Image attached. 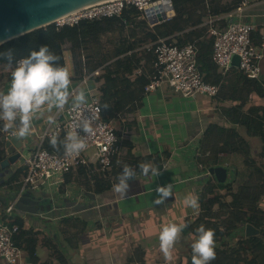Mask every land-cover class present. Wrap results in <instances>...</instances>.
I'll list each match as a JSON object with an SVG mask.
<instances>
[{"label":"crops","instance_id":"0c3cea01","mask_svg":"<svg viewBox=\"0 0 264 264\" xmlns=\"http://www.w3.org/2000/svg\"><path fill=\"white\" fill-rule=\"evenodd\" d=\"M241 1H246L247 5L240 13V19L256 26L251 36L262 54L259 63L261 81L264 82V0H221V4L229 10L236 8ZM66 66L70 72L71 94L78 81L74 79L73 68ZM250 98L252 102H248L249 105L264 106V97L253 93ZM226 103L233 104L231 101L221 102L206 95L187 97L174 91L168 84L145 93L142 103L135 109L116 111L118 116L114 114L115 117L111 120L117 129L125 131L123 139L131 144L130 148H124L123 156L127 158L122 161V165H130L136 175L128 179V188L124 194L114 191L113 187L96 193L91 186H80L76 181L67 182L60 189L43 187L25 190L21 194L19 190L16 195L2 186L0 221L20 217L23 228L35 238L36 259H29V264L192 263L191 242L196 234L186 226L188 220H194L203 211L201 195L207 182L215 183L221 194L227 193L216 175L207 174V169L201 167L199 162L201 152L207 147L203 139H206L205 132L209 125L216 123L231 126L219 111L220 106ZM68 104L61 112L53 107L34 115L30 133L21 137V151L38 147L43 133L63 114ZM129 107L132 108L130 104L126 108ZM238 130L250 144L253 158L262 160L259 157L261 139L248 135L244 128L239 127ZM3 137L5 143L11 136L5 130ZM144 157H151L143 163L154 167V159H161L163 164L157 176L151 172H140L134 161H141ZM223 157V162L206 166L226 168L225 182H232L236 177L238 179L237 174L244 168L242 155L238 152L223 153ZM20 164L19 159L8 169L4 181L10 171H14ZM168 183L172 184V194L161 203L154 204V198L161 195L155 191L156 187ZM189 195L196 197V206L187 204L185 197ZM22 196H27L28 199L23 204L24 207L19 209L16 202ZM11 202H15L16 209L8 215L5 208ZM261 206L264 209V197ZM244 220L242 218L236 222L238 230L231 236L224 237V241L232 244L237 241L238 236L247 237V222ZM169 221L183 223L185 227L169 249L170 258H166L160 249L158 236L161 226ZM22 243L25 245V242ZM219 244L220 242H215L214 246ZM0 264L6 263L0 259Z\"/></svg>","mask_w":264,"mask_h":264},{"label":"trees","instance_id":"16d2710c","mask_svg":"<svg viewBox=\"0 0 264 264\" xmlns=\"http://www.w3.org/2000/svg\"><path fill=\"white\" fill-rule=\"evenodd\" d=\"M172 2L175 14L170 19L155 25H151L143 13L133 5L126 6L120 15L81 19L77 23L61 26L50 24L1 45L0 62L6 64L4 54L9 51L14 58H20L27 55L30 49H38L40 45L47 44L59 57L57 63L66 66L64 51L65 46H68L74 59L79 57L80 60V65L76 62L74 67V79L79 80L84 71L90 72L98 66L96 64L88 70H83L81 57L90 52L93 43L99 42L103 31L108 32L115 28L127 29V31L131 29L134 32L135 29H139L138 26L142 27L139 33L128 34L114 42L113 48L109 51L110 62L103 68L102 75L97 77L98 80H105L108 87L101 97V104L104 118L111 121L115 117L114 114H119L116 111L135 109L143 101L145 86L153 75L155 60L152 51L142 48L144 44L160 37H168L169 41L178 45L194 43L198 51V68L204 80L219 86L215 99L233 102L232 105L220 107L223 119L231 126L216 123L209 125L205 132L206 139L205 137L203 139L207 147L201 152L198 160L202 165L208 166L223 162V153L238 152L242 155L244 168L237 174L238 179L236 177L232 182H221L227 190L226 194H221L215 183L207 182L201 195L203 211L194 220H188L186 228L196 235L195 230L200 225L214 230V241L220 244L214 246L216 256L210 264H264V209L261 206L264 197V106L251 105L247 110L243 109L253 93L264 97V83L247 77L237 67H231L226 74H222L213 61L214 37L209 32L208 19L231 10H226L221 0H172ZM219 23L223 25L221 21ZM139 67L141 73L132 79L130 75ZM106 103L111 104L108 109ZM129 104L132 108H126ZM3 123L4 121H0V161L7 155L2 131ZM238 127H243L248 135L261 139L262 148L259 157L262 160L253 158L251 146L240 134ZM49 139L50 137H46L43 140L42 147L59 154L63 153L61 141L64 138L56 137L55 146L49 143ZM130 145L124 139L120 141L119 151L113 158L110 170L100 171L93 167L79 166L65 174V184L76 181L80 186H91L96 193L110 190L117 183V177L123 167L122 161L127 158L123 156L124 148H130ZM150 159L151 157H144L141 161L134 162L138 167L143 161ZM154 160L155 168L161 169L163 164L161 159ZM25 173V166L10 171L7 180L0 187L6 186L13 195H16L21 188ZM242 218L258 228L260 234L238 236L237 241L232 244L224 241V237L231 236L238 230L236 222ZM8 223L19 225L20 230L14 235L15 243L24 247L30 259L34 261L35 238L23 228L22 219L11 218Z\"/></svg>","mask_w":264,"mask_h":264},{"label":"built area","instance_id":"2783aa9c","mask_svg":"<svg viewBox=\"0 0 264 264\" xmlns=\"http://www.w3.org/2000/svg\"><path fill=\"white\" fill-rule=\"evenodd\" d=\"M156 0H105L96 2L65 15L55 24H74L81 19H93L102 16L120 15L129 5L135 6L144 17L145 9ZM247 5L246 1L216 17L208 19L209 32L213 35L212 59L219 71L226 74L232 67L231 57L237 54L240 58L239 68L243 74L252 79L261 80L259 60L262 56L259 46L252 39V32L256 28L254 23L240 19V13ZM172 16L166 18L170 19ZM147 18V17H146ZM148 20V19H147ZM223 25H220L219 22ZM146 51L155 54L153 75L145 86V93L168 84L174 91L187 96L197 97L206 95L215 97L219 86L206 82L197 64V46L192 43L178 45L169 41L168 37H160L142 46ZM141 73L136 68L130 75L132 79ZM94 74H99L95 71ZM264 83V82H263ZM73 89L72 95L76 94ZM64 108L63 114L51 124L42 135L40 144L35 149L21 152L20 166L26 167L22 180L20 194L25 190H37L43 187L60 189L65 185V174L79 166L93 167L95 170L107 171L112 166L114 156L120 148V141L124 138V130H119L112 121H107L103 115L101 98L86 99V104L79 107ZM61 112L62 108H59ZM89 121V131L83 133L77 127L82 119ZM76 131L85 136L86 147L79 153L69 155L65 151L59 154L42 147L46 137H65L68 130ZM3 132L5 130H2ZM201 167L209 168L200 164ZM16 209L15 202H11L5 212L10 215ZM18 224H9L7 219L0 221V259L6 264H29V254L24 247L15 243L14 235L18 233Z\"/></svg>","mask_w":264,"mask_h":264},{"label":"clouds","instance_id":"9594fccd","mask_svg":"<svg viewBox=\"0 0 264 264\" xmlns=\"http://www.w3.org/2000/svg\"><path fill=\"white\" fill-rule=\"evenodd\" d=\"M58 60L59 57L47 44L40 45L38 49H30L27 55L20 58H14L10 51L4 54V62L11 68V79L7 91L0 92V121H4L2 125L4 130L13 129L17 139L30 133L34 115L41 113L45 108L59 109L69 103L70 72L66 66L57 63ZM85 104L84 90L71 96L70 106L79 107ZM48 119L51 121V117ZM77 127L83 133H87L89 131L87 118L82 119ZM49 143L53 146L57 144L55 135L50 137ZM61 144L69 155L79 154L86 147V139L73 128L66 132ZM138 167L142 174L151 172L157 176L158 169L151 164L143 163ZM135 175L134 169L124 164L117 177V183L113 185L114 191L124 194L128 188V179ZM155 191L161 195L156 196L153 203L159 204L172 194V184L158 185ZM185 200L189 206L197 204L195 196L189 195ZM184 227L183 223L171 221L161 226L158 239L160 249L166 258H170L169 249ZM195 231L196 238L191 242L192 264H208L216 256L214 230L200 225Z\"/></svg>","mask_w":264,"mask_h":264},{"label":"water","instance_id":"95a60500","mask_svg":"<svg viewBox=\"0 0 264 264\" xmlns=\"http://www.w3.org/2000/svg\"><path fill=\"white\" fill-rule=\"evenodd\" d=\"M99 0H0V46L22 35L56 23L80 6L96 3ZM146 17L151 25L166 20L175 14L172 0H156L145 9ZM240 58L237 54L231 57L230 65L239 67ZM10 139L5 141L6 157L0 161V184H4L5 174L21 157L23 141L17 139L13 129H7ZM210 174H215L218 181L225 182L227 169L224 167L209 168ZM27 196H22L16 202L17 208H23ZM0 205H2L0 203ZM260 231L251 223L245 225V235L251 236Z\"/></svg>","mask_w":264,"mask_h":264},{"label":"rangeland","instance_id":"374dc122","mask_svg":"<svg viewBox=\"0 0 264 264\" xmlns=\"http://www.w3.org/2000/svg\"><path fill=\"white\" fill-rule=\"evenodd\" d=\"M142 18L143 17L141 16L140 19L142 20ZM138 28L139 29H135L134 32L139 33L142 30L141 29L142 27L138 26ZM134 32L131 29H128L127 31V29H115V28H113V30H110L108 32H104V31L102 32L99 38V42L93 43L90 52L82 55L81 57L83 70H88L89 67L96 64H98V66L90 72L84 71L81 79L79 80L77 79L78 83L76 84L75 87V90L77 92L80 90H84L86 99L94 96L101 98L103 96V93L108 87L105 80L103 79L98 80L97 77L102 75L104 71L103 68L108 64V62H110V59L108 58L109 51L113 48L114 42L123 39V37H125L128 34L132 35V33ZM64 54H65L66 65L71 66L73 70L76 62L80 65L79 57H77L75 60L70 50L68 49V46H65ZM95 71H99V74H94ZM10 72H11V68L8 65L0 62V92L7 91L11 79ZM248 102L251 103L252 101L251 102L248 101ZM110 106H111L110 103H106L107 109ZM223 106H229V105L226 103V104H222V106L220 107ZM248 107H251V105H249L248 103L244 104L243 109L247 110ZM216 140H219V138L216 137ZM219 143H221V140H219Z\"/></svg>","mask_w":264,"mask_h":264},{"label":"bare ground","instance_id":"6f19581e","mask_svg":"<svg viewBox=\"0 0 264 264\" xmlns=\"http://www.w3.org/2000/svg\"><path fill=\"white\" fill-rule=\"evenodd\" d=\"M101 1H105V0H99V1H96V2H101ZM92 4H93V3H92ZM88 5H90V4H88ZM85 6H87V5H85ZM85 6H80L79 8L75 9L74 11H76V10L82 8V7H85ZM63 17H64V16H63ZM63 17H60L58 20L61 21V19H62ZM58 20H57V21H58Z\"/></svg>","mask_w":264,"mask_h":264}]
</instances>
